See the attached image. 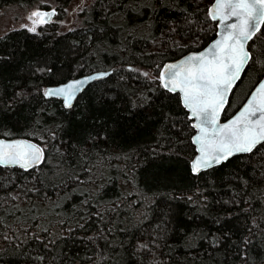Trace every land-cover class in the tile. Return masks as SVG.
<instances>
[{"label": "trees", "instance_id": "1", "mask_svg": "<svg viewBox=\"0 0 264 264\" xmlns=\"http://www.w3.org/2000/svg\"><path fill=\"white\" fill-rule=\"evenodd\" d=\"M71 1L0 9L52 3L61 17ZM211 2L91 0L68 31L47 22L0 35V137L44 155L27 170L0 166V264H264V142L191 173V120L158 76L215 36ZM248 50L222 119L264 75V24ZM109 69L71 108L43 95Z\"/></svg>", "mask_w": 264, "mask_h": 264}, {"label": "snow or ice", "instance_id": "2", "mask_svg": "<svg viewBox=\"0 0 264 264\" xmlns=\"http://www.w3.org/2000/svg\"><path fill=\"white\" fill-rule=\"evenodd\" d=\"M209 13L213 20L219 19L221 23L230 17H236L237 22L229 24L228 30L206 52L189 56L179 64L167 65L170 75L163 85L170 91H179L183 106L200 121L193 125L199 129L193 143L199 145L200 153L191 165L193 173L219 164L236 153H250L264 142V82L234 119L219 123L226 95L250 59L245 45L264 24V0H215ZM49 15L34 11L29 18H39L33 20L35 25L46 23L45 17ZM28 30L35 32L36 29L33 26ZM79 83L45 90L44 95L63 96L65 105L70 107ZM43 160V150L35 144L0 141V165H19L27 170Z\"/></svg>", "mask_w": 264, "mask_h": 264}, {"label": "water", "instance_id": "3", "mask_svg": "<svg viewBox=\"0 0 264 264\" xmlns=\"http://www.w3.org/2000/svg\"><path fill=\"white\" fill-rule=\"evenodd\" d=\"M214 4H215V0H212V2L210 3V5L208 6V9H207V12H208V16L209 18L215 22V25H216V31H215V36L210 40L208 41L204 46H202L201 48L199 49H196V50H192V51H189L187 53H185L184 55L178 57L177 59H174V60H169V61H166L164 62L161 67L159 68V71H158V76H159V80H160V83L161 85L163 86L164 85V80L168 79L169 78V75L170 73L168 72V70L166 69V66L167 65H173V64H179L181 61H184L187 57L189 56H192V55H198L202 52H206L208 49H210V47L214 44L215 41L219 40L222 36V34H224L227 30H228V25L229 24H232V23H236L237 22V19L236 17H230L227 21H225L224 23H221L219 19H216V20H213L210 13H209V9L213 8L214 7ZM227 11V10H225ZM54 12L55 10L53 8L49 9L48 11H43L42 13H48V14H51L47 17H45V19L47 21H49L53 15H54ZM262 25V24H261ZM261 25L259 26V29L261 27ZM257 32V31H256ZM255 32V34H256ZM254 34V35H255ZM253 35V36H254ZM251 40V39H250ZM248 40L246 45H245V48L246 50L248 51L249 53V56H250V52L248 50V42L250 41ZM249 61V60H248ZM248 63V62H247ZM247 64L244 65V68L243 70L241 71L240 73V77L239 79H237L231 90L227 93L226 95V102L224 104V107L223 109L220 111V115H219V123L220 124H224V123H227L229 122L230 120L234 119L244 108V106L247 104L248 100L251 98L253 92L256 90V88L259 86V84L261 82H264V75L254 84V86L250 89V91L248 92V94L246 95V97L244 98V100L241 102V104L229 115L227 116L226 118H223L222 119V114L224 112V109L226 108L227 104H228V101H229V98H230V95L232 93V90L233 88L235 87V85L238 83V81L240 80L241 76H242V73L245 69ZM111 72V70H94L92 72H89V73H85V74H82V75H79V76H76V77H71L59 84H55V85H47L45 88H44V91H43V95H44V92L45 90H48V89H57V88H60V87H64L70 83H74V82H77L79 81L80 83L77 85L76 89L74 90V95L71 99V106H66L65 105V102H64V97L63 96H45L47 98H50V97H53V98H56V99H59L61 100V103L63 105L64 108H71L74 104V101L76 100V98L78 97V95L92 82L96 81V80H99V79H103L105 78L109 73ZM164 76V79L162 80L161 79V76ZM163 88L169 92H172V93H177L179 95V98H180V102L183 106V103H182V94L179 92V91H176V92H173V91H170L168 88H165L163 86ZM184 107V106H183ZM184 109L187 111V114H188V118L191 120L190 121V125L192 127V129L194 130L193 134L191 135V143L192 145L194 146V150H195V153L192 157V159L190 160L189 162V166H190V171L191 173H193L192 171V163L193 161L195 160V158L200 154L199 151H198V148H199V145L198 144H195L193 143V137L199 135V129L198 128H195L193 127L194 124H197L199 123L200 121L197 120V118L193 117L192 114H191V111L187 108L184 107ZM207 126V125H205ZM0 141H4V142H13V141H25V142H28V143H32V144H35L37 145L38 147H40L37 143L33 142L32 140H29L27 138H20V137H17V138H3V137H0ZM41 148V147H40ZM237 154H243V153H236L234 155H237ZM233 155V156H234ZM232 157V156H231ZM230 158V157H229ZM226 160L222 161V162H225ZM221 162V163H222ZM220 164V163H219ZM219 164H213L211 167L213 166H216V165H219ZM0 166H4V167H17V168H21L19 165H0ZM211 167H208V168H204V169H201V171H204V170H207ZM21 169H24V168H21ZM200 171V172H201ZM199 173V172H198ZM198 173H193V174H198Z\"/></svg>", "mask_w": 264, "mask_h": 264}, {"label": "rangeland", "instance_id": "4", "mask_svg": "<svg viewBox=\"0 0 264 264\" xmlns=\"http://www.w3.org/2000/svg\"><path fill=\"white\" fill-rule=\"evenodd\" d=\"M91 0H73L65 8L63 16L59 17L60 11L56 13L49 21L58 26V30L65 32L81 25V15L79 11L82 7L90 4ZM51 8H55V5L50 3L48 7H42L39 4H33L28 7H19L15 5L4 6L0 9V35L4 34L10 29L26 27L27 29L35 26V31L39 30V27L43 24L37 22L33 25V20H39L38 17L29 18L34 11H48ZM250 82L245 86L236 90L231 108H234L241 104V101L245 98L250 87Z\"/></svg>", "mask_w": 264, "mask_h": 264}, {"label": "bare ground", "instance_id": "5", "mask_svg": "<svg viewBox=\"0 0 264 264\" xmlns=\"http://www.w3.org/2000/svg\"><path fill=\"white\" fill-rule=\"evenodd\" d=\"M54 10H55V12H54V15H55V13H56V9L55 8H53ZM110 70V69H109ZM59 84V83H58ZM53 85H55V84H53ZM236 86V85H235ZM50 98H53V97H50Z\"/></svg>", "mask_w": 264, "mask_h": 264}]
</instances>
